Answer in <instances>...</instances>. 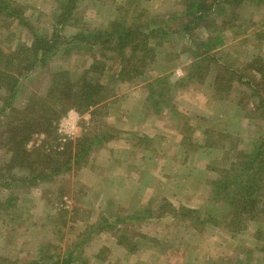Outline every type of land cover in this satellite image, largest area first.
I'll return each mask as SVG.
<instances>
[{
	"label": "rangeland",
	"instance_id": "rangeland-1",
	"mask_svg": "<svg viewBox=\"0 0 264 264\" xmlns=\"http://www.w3.org/2000/svg\"><path fill=\"white\" fill-rule=\"evenodd\" d=\"M14 1L22 19L1 16L0 51L31 47L34 32L57 34L60 49L21 79V116L3 115L0 89V264H264L261 157L234 185L246 209L224 199L226 178L264 142V0L214 1L188 34L186 0H79L56 33L68 0ZM116 22L146 29L138 53L122 60L73 40ZM218 36L204 61L199 45ZM85 75L106 99L83 113ZM40 110L53 134H32L26 149L52 160L32 174L12 163L7 130ZM78 144L87 156L76 158Z\"/></svg>",
	"mask_w": 264,
	"mask_h": 264
},
{
	"label": "trees",
	"instance_id": "trees-1",
	"mask_svg": "<svg viewBox=\"0 0 264 264\" xmlns=\"http://www.w3.org/2000/svg\"><path fill=\"white\" fill-rule=\"evenodd\" d=\"M78 1L79 0H68L64 4H61V11L54 23L55 33L56 31L65 28L72 21L74 16L73 12L78 4ZM214 1L216 4H218V2L223 0H213L212 3L210 0H186L185 18H187L188 21L182 24L181 31H184L187 34L193 32L196 27L205 22L207 17L212 12L219 10L218 6L214 5ZM228 1L231 2V0ZM236 1L240 2V0ZM21 12H23L22 9L14 0H0V18L1 16H6L5 18L21 21ZM27 23L28 22H25V24ZM145 30L146 29L139 27L137 29H123L118 24V22H116L111 26L109 31H95L88 34L79 33L73 40L77 42L86 41L88 44L102 46L105 51L116 53L117 56L123 60L127 57V49H130L131 52L136 54L139 52V49L144 46V43L147 42L148 38L146 40L141 38L143 34L142 31ZM159 33V30L154 29V38H157ZM55 37H58V35L56 34ZM55 37L53 36V38H50L48 36H41V34L34 32V40L31 47L23 45L16 53L13 54H5L3 51H0V89H4L8 93L7 102L1 111L3 115H16L18 117L21 116L22 112L13 109V101L17 97L18 90L21 86V79L27 78L28 75L35 70L38 62H45L49 57L59 51L60 47L57 45V42L54 39ZM213 40L215 41L210 42V44L208 43L199 45V48L203 50L202 55L206 54L204 61H209V55L211 52L216 50L215 47L217 45H224L223 39L219 36L210 39L209 41ZM13 68L16 70L15 74L9 72ZM91 68L92 70H95L94 66ZM104 90L105 87L102 84L88 82L85 75L78 93L75 94V97L78 100L76 103L77 108L80 110L82 109L81 111L84 113L98 106L103 100L106 99ZM65 112L66 111H63V114H65ZM35 116L36 115L34 113L28 115L25 120L19 118L21 123L18 126L10 127L7 130L11 138L9 143L10 145H13V148H11V151L13 152L12 163H16L19 166L21 165L22 169L30 170L32 174H35L36 170H38L36 168L37 163L47 164L52 160L51 157L45 156L42 158L41 162H37V160L34 159L36 151H30L26 149L28 142L31 140L32 134L36 132H44L48 136L53 134V120L47 119V117L44 118L41 110L39 111V115L36 117ZM60 116L61 115L59 114L58 118H60ZM90 149L91 145L78 144L77 152L75 154L76 158H79L81 154L84 155V157L87 156ZM257 157H261L260 164L257 166L259 167L260 165H264V142L256 146L255 158L250 157V160L247 163L243 162L240 165H237L238 170L236 171V175L226 178L228 185L225 187V191H228V194L224 199H229L230 205L236 207V209L237 207L244 209L248 206L249 202L243 203V200L242 202H239L238 196L240 192H237L236 197L233 195L235 187L234 185H240L243 177H246L249 171H254V173H257V166H254L255 159ZM67 165L68 166H64L59 170H57V168H52V173H60L63 169L70 171V163ZM260 169L261 167L258 169V171ZM43 178H49L48 174H46L44 171L42 174H40L39 178L36 179L40 180ZM252 187V180L248 181V188L251 191Z\"/></svg>",
	"mask_w": 264,
	"mask_h": 264
}]
</instances>
